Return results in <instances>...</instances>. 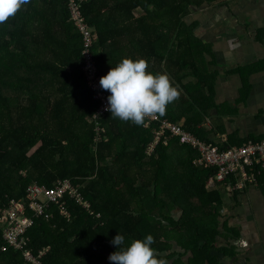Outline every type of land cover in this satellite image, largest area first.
Wrapping results in <instances>:
<instances>
[{"label":"trees","instance_id":"obj_1","mask_svg":"<svg viewBox=\"0 0 264 264\" xmlns=\"http://www.w3.org/2000/svg\"><path fill=\"white\" fill-rule=\"evenodd\" d=\"M215 1L87 0L81 12L99 37L93 48L98 75H106L127 50V57L147 59L149 71L172 77L174 66L186 67L171 50L172 45H190L184 18L193 8ZM138 8L144 13L135 16ZM3 28L0 210L11 199L22 198L30 183L50 187L67 178L91 204L93 214H99L96 218L67 200L69 219L54 206L51 220L35 219L27 237L35 254L47 248L42 264H112L108 257L118 246L111 241L118 233L125 237V245L151 234L158 258L169 264H215L210 250L218 233L222 192L207 188L216 169L194 167L186 147L169 135L168 145L146 157L152 130L138 126L145 141L135 143L134 124L114 119L110 112L101 121L107 141L94 145L89 118L97 102L81 72V38L69 19L66 0H30L0 25V32ZM104 40L119 44L118 56L104 60L96 53V45ZM161 117L176 123L166 114ZM206 205L213 210L206 213ZM177 206L183 210L179 220L171 213ZM157 213L162 221L156 220ZM203 215L213 217L211 225L198 222ZM175 240L193 257H177ZM4 245L0 230L2 264H26L21 252L2 251Z\"/></svg>","mask_w":264,"mask_h":264},{"label":"crops","instance_id":"obj_2","mask_svg":"<svg viewBox=\"0 0 264 264\" xmlns=\"http://www.w3.org/2000/svg\"><path fill=\"white\" fill-rule=\"evenodd\" d=\"M143 13L140 8L134 12L135 16ZM183 21L190 45H172L171 49L173 56L178 53L181 65L186 66L172 68V79L182 92L178 100L167 106L165 114L199 139L222 148L247 140H264V0L204 3L190 10ZM2 30L0 37L6 39V29ZM94 34L97 43L99 37ZM129 39L125 38L126 43ZM116 50H121L119 44L110 40L96 45V53L104 60L118 56ZM127 53V50L123 53L124 57ZM158 54L163 55L164 51ZM132 127L136 129L135 143L145 141L142 130L135 124ZM185 147L192 156V165L198 168L193 164L197 153ZM144 153L147 157L146 150ZM207 189L222 192L216 217L218 233L210 250V261L264 264V175L256 185L231 195L219 187ZM204 210L209 213L213 208L206 205ZM171 213L176 220L183 216L179 206ZM154 216L162 221L158 213ZM211 219L203 215L198 222L211 225ZM173 251L177 257L183 254L184 260L194 255L191 250L186 252L177 240Z\"/></svg>","mask_w":264,"mask_h":264},{"label":"built area","instance_id":"obj_3","mask_svg":"<svg viewBox=\"0 0 264 264\" xmlns=\"http://www.w3.org/2000/svg\"><path fill=\"white\" fill-rule=\"evenodd\" d=\"M86 1L66 0V6L69 19L81 38V72L87 89L97 102L96 110L89 118V123L93 126V142L96 145L107 140L101 121L109 113L105 108L110 92L103 90L99 83L101 77L98 75L93 53L96 36L93 29L86 24L81 12L82 4ZM144 128L151 129L153 135L146 148L148 157H154L160 145H168L169 135L197 153L193 160L194 165L204 169L215 168V176L208 181V188L219 187L231 195L243 191L249 185H256L259 177L264 175V140H247L237 146L221 148L199 139L183 125L159 115L147 119ZM67 200L73 201L88 214L99 218V214H93L91 204L69 179L57 180L50 187L33 182L26 187L22 198L11 199L10 203L0 210V230L5 241L1 250L21 252L26 264H42L47 248L40 249L35 254L27 231L33 227L35 219H52L51 206H54L63 218L69 219Z\"/></svg>","mask_w":264,"mask_h":264},{"label":"clouds","instance_id":"obj_4","mask_svg":"<svg viewBox=\"0 0 264 264\" xmlns=\"http://www.w3.org/2000/svg\"><path fill=\"white\" fill-rule=\"evenodd\" d=\"M29 2L0 0V25L14 18ZM148 69L147 59L125 57L100 78L101 88L110 92L105 110L112 118L141 126L149 118L163 116L167 106L179 99L182 90L169 73ZM111 242L118 246L108 257L112 264H169L166 259L158 258L151 234L125 245V237L118 233Z\"/></svg>","mask_w":264,"mask_h":264},{"label":"rangeland","instance_id":"obj_5","mask_svg":"<svg viewBox=\"0 0 264 264\" xmlns=\"http://www.w3.org/2000/svg\"><path fill=\"white\" fill-rule=\"evenodd\" d=\"M197 206V205H196ZM178 250H179V248H178Z\"/></svg>","mask_w":264,"mask_h":264}]
</instances>
